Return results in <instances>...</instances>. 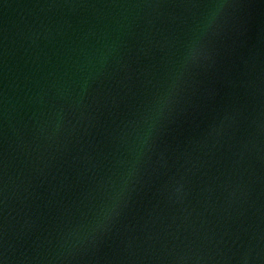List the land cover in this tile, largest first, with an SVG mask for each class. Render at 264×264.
Segmentation results:
<instances>
[{"label":"water","instance_id":"95a60500","mask_svg":"<svg viewBox=\"0 0 264 264\" xmlns=\"http://www.w3.org/2000/svg\"><path fill=\"white\" fill-rule=\"evenodd\" d=\"M0 168L39 264H264V0H0Z\"/></svg>","mask_w":264,"mask_h":264},{"label":"clouds","instance_id":"9594fccd","mask_svg":"<svg viewBox=\"0 0 264 264\" xmlns=\"http://www.w3.org/2000/svg\"><path fill=\"white\" fill-rule=\"evenodd\" d=\"M220 8H222V6H218L216 11L210 13L207 27L210 28L212 26V23L215 21L216 17L219 15ZM196 47L197 46L194 43L193 44V49H195ZM105 211H107V210H105Z\"/></svg>","mask_w":264,"mask_h":264}]
</instances>
